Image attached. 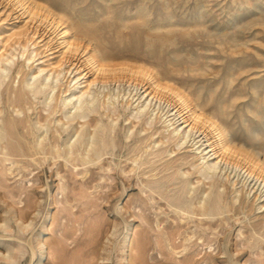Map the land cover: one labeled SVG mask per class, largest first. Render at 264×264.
Segmentation results:
<instances>
[{
    "label": "rangeland",
    "instance_id": "obj_1",
    "mask_svg": "<svg viewBox=\"0 0 264 264\" xmlns=\"http://www.w3.org/2000/svg\"><path fill=\"white\" fill-rule=\"evenodd\" d=\"M0 58V264H264V196L234 172L264 181V0H0ZM40 68L65 69L55 89ZM119 85L184 113L228 173Z\"/></svg>",
    "mask_w": 264,
    "mask_h": 264
},
{
    "label": "bare ground",
    "instance_id": "obj_2",
    "mask_svg": "<svg viewBox=\"0 0 264 264\" xmlns=\"http://www.w3.org/2000/svg\"><path fill=\"white\" fill-rule=\"evenodd\" d=\"M69 34L70 33L68 31H65L63 36H68ZM25 51H28V49H26ZM53 53H55V52H53ZM26 60H28L29 62H32V64H34L36 61H38L40 59L36 60V57L33 56V54H27ZM3 61H4V59L0 58V79L3 77L2 73L6 72L8 69L6 64L3 65ZM6 62L9 63V58L6 59ZM70 62H71V65L73 66V68L67 72H71V75L73 73H75L72 81H75V86L80 85L81 84L80 80L82 79V77L80 75L84 71V69L82 68V64L79 65L80 60H74V61L72 60ZM98 70L101 72L107 71L105 69V66L102 64L99 66ZM64 71H65V69L61 70L56 75V77H55V75L52 77V74L48 75V73H47L46 75H44V77L40 78L41 75L46 72L45 69L40 68L39 69V75L37 74L35 76L37 80L31 85H33V86L47 85V86H49L50 89H55L51 85L46 84L45 82L50 80L52 77V84H53V79L59 80L60 75ZM89 73L90 72L85 73V77H83V79L89 78V76H90ZM96 84L97 83L94 82V83H90L89 85L84 86V87H87L88 89L81 96H79L77 94V92H75L76 89H73L72 92L70 93V95H68L69 98L65 100V102L67 104L66 106L72 105L73 109H76L75 113H78L79 111H82L85 108L89 109V107L92 104H94V101H95L96 96H93V94L95 92L92 93V88ZM121 86L122 85L118 86L117 92L122 91L124 93V96L128 95V100H129V98H132V100H135V102H138L137 106L140 105L139 111L141 109H143V111L145 110L148 112L151 110L152 112H155L157 115L158 114H161V115L164 114L163 116H166L165 123L167 124V127L172 128L171 133H176L175 135L181 137L182 140H185V143L187 142V140H192L196 146V150H199V154H202V159L204 160V165H207L208 163H210L211 161H213L219 157V155H218L219 152L217 151L216 147L214 145H211V144H210V146H209V144H206V142H208V140H206L207 136H204L203 138H201L200 135L197 136L195 134L194 128H193V126H191L187 116L184 113H180L179 110H177L173 105H171V104L165 105V104H162L161 101L156 100V96L152 95V93L150 91H148V89H146L147 87H144L146 90L143 91L138 86H134L133 88H131V87H128V88L122 87L121 88ZM102 87L108 88V84H106V85L103 84ZM110 94L112 97V93H110ZM19 121H21V120H17L15 122L20 123ZM21 122H23V121H21ZM20 126H21V124H19L18 127H20ZM208 143H210V142H208ZM207 145L210 147V149L208 151H205L208 147ZM205 146H207V147H205ZM207 157H209V158L207 159ZM206 159H207V161H206ZM208 169L210 171H212L213 173H217V172H219V173H221V172L226 173L227 172L228 173L229 166H228V164L223 163V159H221L218 162H214V163L212 162V164L211 163L208 164ZM237 169H238V167H236L235 170L233 169L235 172V177H237L238 180H242L244 185H248V186L252 187V189H254L255 192H260L262 194V196H264V181L261 178L257 177L256 175H254L253 173H250L248 170H241L240 171ZM233 170H231V171H233ZM263 207H264V205H263ZM202 208H204V206ZM3 257H6V256L3 255ZM137 261H138V263L135 262V264H145V260L143 258L137 259Z\"/></svg>",
    "mask_w": 264,
    "mask_h": 264
}]
</instances>
